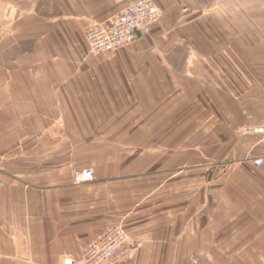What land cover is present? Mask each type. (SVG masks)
Instances as JSON below:
<instances>
[{
    "label": "crops",
    "instance_id": "crops-1",
    "mask_svg": "<svg viewBox=\"0 0 264 264\" xmlns=\"http://www.w3.org/2000/svg\"><path fill=\"white\" fill-rule=\"evenodd\" d=\"M130 1L0 0V264L79 258L109 224L142 242L119 264H264V138L247 131L264 0H154L148 35L92 56L86 25Z\"/></svg>",
    "mask_w": 264,
    "mask_h": 264
},
{
    "label": "built area",
    "instance_id": "built-area-1",
    "mask_svg": "<svg viewBox=\"0 0 264 264\" xmlns=\"http://www.w3.org/2000/svg\"><path fill=\"white\" fill-rule=\"evenodd\" d=\"M160 12L154 0H133L113 13L105 22H89L85 38L89 53L99 57L149 34L158 23ZM247 131L264 138V123ZM254 165L259 167L260 160ZM92 167L76 168L72 172V183L79 185L94 180ZM142 242L131 236L119 224H109L83 247L79 258L67 257L60 264H119L129 261L140 249Z\"/></svg>",
    "mask_w": 264,
    "mask_h": 264
},
{
    "label": "rangeland",
    "instance_id": "rangeland-1",
    "mask_svg": "<svg viewBox=\"0 0 264 264\" xmlns=\"http://www.w3.org/2000/svg\"><path fill=\"white\" fill-rule=\"evenodd\" d=\"M5 25V24H4ZM3 28V27H2Z\"/></svg>",
    "mask_w": 264,
    "mask_h": 264
}]
</instances>
